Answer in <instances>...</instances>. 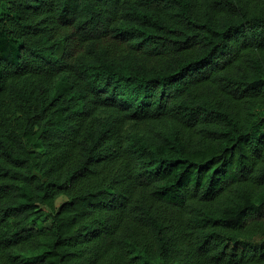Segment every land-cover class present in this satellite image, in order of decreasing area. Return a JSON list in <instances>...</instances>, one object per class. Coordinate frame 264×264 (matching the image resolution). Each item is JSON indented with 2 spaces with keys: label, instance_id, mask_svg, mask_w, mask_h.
<instances>
[{
  "label": "trees",
  "instance_id": "1",
  "mask_svg": "<svg viewBox=\"0 0 264 264\" xmlns=\"http://www.w3.org/2000/svg\"><path fill=\"white\" fill-rule=\"evenodd\" d=\"M0 264H264V0H0Z\"/></svg>",
  "mask_w": 264,
  "mask_h": 264
},
{
  "label": "rangeland",
  "instance_id": "2",
  "mask_svg": "<svg viewBox=\"0 0 264 264\" xmlns=\"http://www.w3.org/2000/svg\"><path fill=\"white\" fill-rule=\"evenodd\" d=\"M253 112H254V114H255V117L258 118L259 116L262 115V113H263V108H262L261 106H257V107L254 108ZM62 199H63V197H60V198L58 199V201H61Z\"/></svg>",
  "mask_w": 264,
  "mask_h": 264
}]
</instances>
